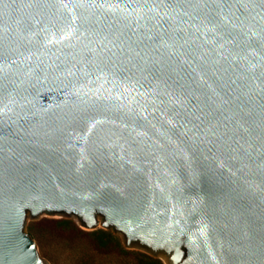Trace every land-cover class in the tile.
<instances>
[{"label": "water", "instance_id": "obj_1", "mask_svg": "<svg viewBox=\"0 0 264 264\" xmlns=\"http://www.w3.org/2000/svg\"><path fill=\"white\" fill-rule=\"evenodd\" d=\"M42 213L264 264V0H0V264Z\"/></svg>", "mask_w": 264, "mask_h": 264}, {"label": "trees", "instance_id": "obj_2", "mask_svg": "<svg viewBox=\"0 0 264 264\" xmlns=\"http://www.w3.org/2000/svg\"><path fill=\"white\" fill-rule=\"evenodd\" d=\"M53 224L52 232L67 233L72 239L80 240L74 247L79 255V264H164L161 259L145 252L127 249L111 230H85L67 218H60Z\"/></svg>", "mask_w": 264, "mask_h": 264}, {"label": "rangeland", "instance_id": "obj_3", "mask_svg": "<svg viewBox=\"0 0 264 264\" xmlns=\"http://www.w3.org/2000/svg\"><path fill=\"white\" fill-rule=\"evenodd\" d=\"M60 218H65L62 213L57 218L42 213L35 221L25 219L24 229L31 233L30 236L35 240L45 264H79V255L74 251V247L80 240L72 239L67 233L57 234L51 231L54 227L53 223ZM74 221L81 227L79 219ZM120 239L124 245L123 239L121 237ZM131 249L142 251L136 246Z\"/></svg>", "mask_w": 264, "mask_h": 264}, {"label": "bare ground", "instance_id": "obj_4", "mask_svg": "<svg viewBox=\"0 0 264 264\" xmlns=\"http://www.w3.org/2000/svg\"><path fill=\"white\" fill-rule=\"evenodd\" d=\"M162 258H163V260L165 261V263L168 264V262H167V258H166V257H162Z\"/></svg>", "mask_w": 264, "mask_h": 264}]
</instances>
